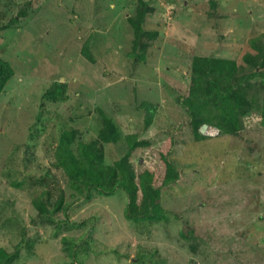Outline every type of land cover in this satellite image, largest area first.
I'll use <instances>...</instances> for the list:
<instances>
[{"label": "rangeland", "instance_id": "374dc122", "mask_svg": "<svg viewBox=\"0 0 264 264\" xmlns=\"http://www.w3.org/2000/svg\"><path fill=\"white\" fill-rule=\"evenodd\" d=\"M141 1L150 11L136 46L128 18ZM261 52L264 0H0V55L16 69L0 96V247L14 255L9 264H264ZM200 57L238 64L233 80L255 106L237 134L202 126L199 140L192 131L183 102ZM253 71L261 75L248 79ZM56 88L60 99L47 100ZM144 101L160 105L148 130ZM99 114L122 137L173 139L181 176L162 188L164 219L128 218L123 189L83 197L57 164L60 128L99 144ZM125 152L101 143V165L118 167ZM61 191L62 209L44 212Z\"/></svg>", "mask_w": 264, "mask_h": 264}, {"label": "trees", "instance_id": "16d2710c", "mask_svg": "<svg viewBox=\"0 0 264 264\" xmlns=\"http://www.w3.org/2000/svg\"><path fill=\"white\" fill-rule=\"evenodd\" d=\"M140 3L136 15L128 18L136 28V46L140 35L146 33L142 23L150 11L147 2ZM82 52L90 60H94L89 42L85 44ZM135 54V50L130 53ZM139 56L143 59L145 57L142 54ZM258 57L263 60L259 63H264V53L261 52L256 58ZM256 58H251L250 53L246 55V60L253 65H256ZM193 71L191 92L183 104L190 114V124L195 137L199 140L205 138V134L200 132L203 124L215 128L219 135L237 134L244 116H248L255 106H250L247 101L246 89H241L233 80L235 71H239L237 62L200 57L193 64ZM15 74L13 63L0 55V96ZM258 74L260 73L253 71L247 78L253 79ZM243 79L244 77H241L238 85L243 83ZM61 95V88L54 91L47 89L44 93V97L52 101L59 100ZM139 108L144 111V130H148L158 115L160 105L144 101ZM38 116L41 117V114ZM99 118H102L97 130L99 144L98 140L86 142L78 138V130L75 127L60 128L55 155L57 164L63 167L70 177V185L78 193L84 194L82 196L85 198H89L94 191L111 195L117 189H123L128 195L125 210L128 218L156 221L164 219L167 211L161 205L162 188L177 181L181 176L180 169L170 160L174 147L173 139L169 138L161 146H155L150 139L142 138L138 133L122 137L117 123L111 116L99 114ZM104 142L121 144L126 149L125 154L117 161L118 167L101 165L100 146ZM13 184L20 185L17 182ZM63 202L64 195L61 191L52 210L43 205L40 207L46 213H55L62 209ZM13 257V254L0 247V264H9Z\"/></svg>", "mask_w": 264, "mask_h": 264}, {"label": "water", "instance_id": "95a60500", "mask_svg": "<svg viewBox=\"0 0 264 264\" xmlns=\"http://www.w3.org/2000/svg\"><path fill=\"white\" fill-rule=\"evenodd\" d=\"M206 126H208L207 124H203V129H202V132L205 130V128H207Z\"/></svg>", "mask_w": 264, "mask_h": 264}]
</instances>
